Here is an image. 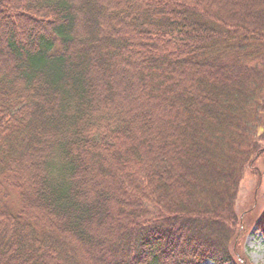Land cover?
Segmentation results:
<instances>
[{
  "label": "trees",
  "instance_id": "16d2710c",
  "mask_svg": "<svg viewBox=\"0 0 264 264\" xmlns=\"http://www.w3.org/2000/svg\"><path fill=\"white\" fill-rule=\"evenodd\" d=\"M263 143L264 0H0V264H232Z\"/></svg>",
  "mask_w": 264,
  "mask_h": 264
},
{
  "label": "rangeland",
  "instance_id": "374dc122",
  "mask_svg": "<svg viewBox=\"0 0 264 264\" xmlns=\"http://www.w3.org/2000/svg\"><path fill=\"white\" fill-rule=\"evenodd\" d=\"M12 201L14 204L15 200L12 199ZM263 206L264 157H260L255 160L251 169L244 172L239 182L234 209L237 216L244 213L248 208L255 209L251 216L250 214L247 216L251 219L262 210ZM231 245L232 264L264 263V237L255 229V226L248 227L245 233L241 234L240 238ZM205 264L210 263L206 262Z\"/></svg>",
  "mask_w": 264,
  "mask_h": 264
}]
</instances>
